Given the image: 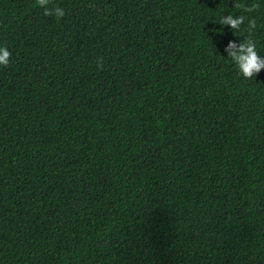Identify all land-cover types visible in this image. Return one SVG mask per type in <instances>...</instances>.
<instances>
[{
	"label": "trees",
	"instance_id": "1",
	"mask_svg": "<svg viewBox=\"0 0 264 264\" xmlns=\"http://www.w3.org/2000/svg\"><path fill=\"white\" fill-rule=\"evenodd\" d=\"M236 2L0 0V264H264V70L226 51L264 58V0Z\"/></svg>",
	"mask_w": 264,
	"mask_h": 264
},
{
	"label": "clouds",
	"instance_id": "2",
	"mask_svg": "<svg viewBox=\"0 0 264 264\" xmlns=\"http://www.w3.org/2000/svg\"><path fill=\"white\" fill-rule=\"evenodd\" d=\"M51 0H36V3L44 8V14L51 16L55 15L57 18H62L65 15V10L62 7L56 6L49 8ZM259 7L258 4L246 6L236 2L234 8L242 9L243 11L250 12ZM245 17L243 15L228 14L223 16L218 22L221 25H230L233 30L237 33L241 25L244 23ZM256 21L253 19L249 21L248 28L249 32L255 29ZM246 41V42H245ZM228 57H230L236 64L239 73L244 79H252L258 75L261 70H264V58L256 51L255 42L251 39H245L242 43L237 44L232 41L226 48ZM11 52L7 46H0V66L7 67L10 63ZM98 67L103 66V58L97 60Z\"/></svg>",
	"mask_w": 264,
	"mask_h": 264
}]
</instances>
